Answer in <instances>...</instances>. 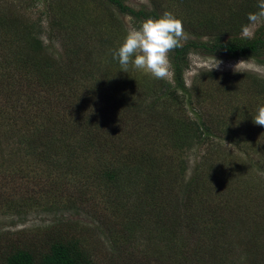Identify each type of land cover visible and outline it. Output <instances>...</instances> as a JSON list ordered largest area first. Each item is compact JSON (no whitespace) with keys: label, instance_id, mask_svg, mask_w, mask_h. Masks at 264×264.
Returning <instances> with one entry per match:
<instances>
[{"label":"rangeland","instance_id":"374dc122","mask_svg":"<svg viewBox=\"0 0 264 264\" xmlns=\"http://www.w3.org/2000/svg\"><path fill=\"white\" fill-rule=\"evenodd\" d=\"M154 1L159 13L172 11L182 19L187 18V7L180 0H124L135 9H152ZM239 1L242 0H228L231 6ZM79 2L0 0V25L8 24L11 19L16 22L15 26L11 25L12 29L0 26V110L7 111L5 116L9 117L0 116V164L9 165L8 169L5 167L8 172L0 173V245H10L16 239L24 242L38 239L42 245L55 234L81 233L88 240L84 243L94 253L92 257L97 264H126L123 257H116L114 261L108 259L109 247L104 242L101 229L95 228L94 223L101 217L107 226L128 236L135 231L126 230L133 216H137L143 206L151 204L150 199H156L158 205L166 203L178 209L190 208L193 214L201 211L200 217L205 218L202 226L206 232L212 230L213 222L209 220L211 215L225 218L228 224L237 221L236 228L239 231L228 230L230 232L226 238L232 242L235 259L238 261L240 257V261L246 264L245 257L250 254L240 255V252L248 249L246 239L254 236L255 240L264 245V126L256 125L253 119L258 107L264 106V96H249L246 92H240V88L225 91L224 82L218 74L238 72L241 77L237 75V82L244 80L245 73L257 75L264 80V64L257 60L208 56L200 52L189 54L184 83L190 89L194 83L198 86L205 100L203 117L211 124V134L203 136L202 141L195 138L189 147L175 142L181 140L182 131L177 128L187 127L190 125L188 120L197 117L187 104L178 106L170 99L174 108H171L169 119L159 113L153 116V112L148 111L134 114L131 111L135 106L124 109L122 106L111 107L106 100L104 102L103 94L108 92V86L104 85L103 89L97 87L92 90L91 108L104 106L111 109L104 114L101 112L102 121L105 122L101 130L107 133L105 136L94 137L93 145L86 148L69 134L65 141L58 140L52 150L56 149L52 163L47 164L46 160H42L45 155L33 154L32 146L27 150V144L20 143L19 135L24 130L33 135L36 131L41 133L43 127L53 128L49 125L56 118L63 119L60 121L62 124L75 125L76 118L67 104L72 91L68 92L70 98L66 94V98L59 99L58 105L52 102L55 107L46 116H34V109L22 108L24 101L18 92L29 90L25 84L27 78L24 74L27 73L22 70L28 71L31 80L32 74L34 77L38 75L34 74L33 68L17 69L19 64L15 58L20 49L17 46L24 39L20 36L34 22L40 27L41 33L38 32L36 36L40 35L43 42L42 53L59 62L64 61L68 55L61 41L52 36L53 28L57 27L53 23L54 17H59L64 8L73 10ZM216 5L218 3L213 1V8L215 6V9L221 11ZM87 6L79 41L87 46L86 57L102 65L111 58L113 50L118 49L124 39L121 26L124 31H129L138 28L141 22L122 14L116 6L105 0H93ZM197 7L202 9L198 5L191 6V9L198 10ZM263 25L264 17H260L255 23L251 22L242 35L253 37ZM184 30L185 39L191 37ZM208 38L202 37L204 40ZM75 39L78 40L77 37ZM82 58L86 60L84 56ZM215 59L221 63L218 68L211 70ZM114 61L118 59L113 57L109 61L111 69L116 63ZM43 65L49 66L44 61ZM134 69H129L130 73H136V77L128 87V96L136 101L147 100L150 95L143 87L150 88L149 84L155 78ZM210 72L217 75L210 77ZM166 80H173L172 66ZM42 84L47 85L40 81L32 84L33 95L41 100ZM42 93L46 98L43 90ZM176 111L181 117H175ZM97 123L100 129L103 124L101 121ZM59 128L57 124L53 131ZM50 135L51 132L48 133ZM151 161L153 165H149ZM124 165L122 173L120 171L116 178L103 175L106 168ZM151 172H154L152 178L157 174V196L146 193L149 192L146 191L149 189L146 174ZM193 176L196 177L195 181ZM112 195L115 196L113 203L109 202ZM48 203L54 209H49ZM139 226V233L134 237L129 236L127 242L131 246L140 244L148 256L153 257L152 264H188L185 259L179 260L174 255L173 249L166 245L167 242H161L159 230L149 239L150 233L143 230L142 222H139ZM193 259L190 264H220L217 246L211 249V258L208 257V260L205 256L201 257V254Z\"/></svg>","mask_w":264,"mask_h":264},{"label":"trees","instance_id":"16d2710c","mask_svg":"<svg viewBox=\"0 0 264 264\" xmlns=\"http://www.w3.org/2000/svg\"><path fill=\"white\" fill-rule=\"evenodd\" d=\"M79 1L80 5L77 3L73 10L64 8L59 13L58 9L59 17H54L53 23L57 27L53 28L52 36L54 38L57 37L61 41L64 52L68 55L64 61L59 62L52 58V56L48 57L42 53L44 51L43 42L40 35L36 36V34L41 33L40 27L34 24V22L25 28L24 33L20 36L24 38L22 44L17 46V48H20L15 58L19 64L17 69L31 68L32 70L33 68L35 69L34 74L38 75L34 77L32 74L33 80H31L28 71L22 70L23 73L25 71L27 73L24 74L27 78L25 84L29 87L27 91L18 92L20 97L23 98L24 102L21 106L24 110L32 108L35 111L34 116H46L54 109L55 105L53 103L58 105L59 99L62 97L66 98V94L69 97L68 92H73L71 98L69 97L70 102L67 104H69V108L72 110L74 118H76L74 126L68 123L62 124L60 121L63 119L60 118L59 120V118H56L49 125L53 126V128L43 127L41 133L36 131L34 135L24 130L19 135L20 143L27 144V150L32 146L33 154L45 155V157H42V160H46L47 164L52 163L54 158L53 153L56 152V149L52 150L58 140L65 141V137L68 138L69 134L74 136L80 144H84L87 148L88 145H93L94 137L105 136V133H107L101 130L105 127L101 112L104 114L105 111H111V109L104 106H98L95 109L91 108V103L93 102L92 90H96L97 87L103 89V85L104 87L108 86V92L105 91L102 98L103 101L106 100V102L110 103L111 107L122 106L125 109L135 106L131 111L134 114L138 111H148L153 112V116L155 113H159L163 114V117H166V119H169L171 108H174L169 102L170 99L177 103L178 106H185L187 104L191 111L196 113L197 117L192 121L188 120L190 125L187 127L177 128L182 133L181 140L175 142L189 147L190 142L195 138L202 141L201 138L203 136L211 134V124L203 117L204 111L202 108L205 100L200 95L201 91H199L196 83L193 84L191 89L184 83V71L189 66V54L200 52L208 56L244 57L255 59L259 63L264 64V25L256 31L253 37L242 35V32L251 23L248 20L249 13L259 11L257 7L259 0H242L232 6L228 0H213L218 3L216 6L220 7L221 11L215 9V6L213 8L212 0H180L187 7V18L183 19L184 29H186L191 37L185 39L182 47L175 49L170 54L173 80L171 82L155 79L149 84L150 88L143 87V89H148H144V91L150 95L147 100H133L128 96V87L131 86L132 81L136 77V73L129 72V69H134L131 65L126 73L122 71L119 61H114L116 63L114 64V68L111 69L109 61H112L113 55L102 65L93 63L89 57H86L88 56L86 51L87 46L79 41V37L80 30L83 28V17L87 15L86 11H88L87 4H91L93 0ZM105 1L116 6L122 14L130 15L136 22H142L150 17L158 18L162 15L157 10L156 1H154L152 9L146 7L135 9L127 5L124 0ZM193 5H198L202 9L198 7V10L191 9ZM110 14L112 13L110 12ZM9 21L11 22L8 24L1 23L0 26L12 29L11 25L15 26L16 22L12 19ZM121 30L126 35L127 30L124 31L123 26H121ZM204 36H208L209 38L204 40L202 39ZM81 53L84 55L81 56ZM83 56L86 60H83ZM43 61L47 62L49 66H44ZM208 75L211 77L217 74L210 72ZM218 75H221L220 79L224 82V85H222L225 91L240 88V92H246L249 96H264V80L257 75L245 73L244 80L241 82H237V75L241 77V74L238 72L221 73ZM81 77H83V80ZM36 81L47 84H42L40 87L42 100L35 94L33 95L32 84L34 85ZM146 82L150 81L147 80ZM42 90L46 98L43 96ZM186 95L187 100L185 99ZM34 99L37 101H34ZM6 112L0 110V113H3L0 116L7 117L5 116L8 114ZM175 117L178 118L181 115H178L176 111ZM97 121H101L103 124L100 129L98 128ZM148 123L150 124V120ZM57 124L60 125L59 130L53 131L57 128ZM49 132H51V137L48 136ZM149 165H153V162L151 161ZM5 167L8 169L9 165L0 164V173L8 172ZM123 168H125V165L106 168L103 171V175L111 179L116 178L120 174V171L122 173ZM153 173L146 174L148 178L147 185H149L147 187L149 189L146 188V191L149 192L146 193L157 196L158 188L155 182L157 174L152 178ZM193 177L192 179L194 180L196 177ZM149 179L152 181L149 182ZM154 188L156 189L154 190ZM117 191H119L118 188ZM114 197L112 195L109 202L113 203L115 201ZM150 200L152 203L143 206L137 212V216H133L131 225L127 229L125 228L128 232L132 231V229L135 230L134 233H129L128 236L120 234L111 226H107L104 219L100 216V219L97 220L98 222L94 223L95 225L91 223L92 226L94 225L95 228L102 231L104 242H107L109 247L107 249L110 250L108 259L114 261L116 257H123L126 264H144L148 262L152 264L153 257H149L140 244L138 246H131L127 242L129 236L134 237L135 234L139 233L138 231L141 229L139 222H142L143 230L146 233H150L148 234V236L150 235L149 239H152L159 230L161 242H167L166 245L168 248L173 249L174 255L179 260L185 259L188 264L192 263L193 258L198 254H201V257L205 256L208 260V257L211 258V249L215 246H217L220 264H244L240 261V257L238 261L235 259L233 255L234 248L231 245L232 242L226 238L230 232L228 230L239 231L236 228L237 221L234 224H228V220H225V218L220 219L217 216L211 215L209 220L213 222V226L210 228L212 230L206 232V228L202 226L204 225L205 218L200 217L201 211L193 214L190 212V208L183 207L182 209H178L175 206L170 207L166 203L158 205L156 199ZM109 202L106 203L110 204ZM49 203L47 204L48 208L54 209L49 207ZM53 205L58 208L55 204ZM147 215H149L148 218ZM219 224L220 226L217 227ZM238 224L244 225L242 222H238ZM74 234L66 232L55 234L42 245L38 242V239H33L29 242L18 241L16 239L10 242V245L4 247L0 245V264H97L92 257L94 253L84 243L88 240L82 237L81 233L80 235ZM262 244L255 240L254 236L246 239L248 249L240 252L241 256H244L246 253L250 254L245 257L246 264H264V245ZM195 259L199 260V258Z\"/></svg>","mask_w":264,"mask_h":264},{"label":"clouds","instance_id":"9594fccd","mask_svg":"<svg viewBox=\"0 0 264 264\" xmlns=\"http://www.w3.org/2000/svg\"><path fill=\"white\" fill-rule=\"evenodd\" d=\"M257 7L258 12L248 15L252 23L264 17V0H259ZM184 39L183 19L172 11H164L158 18H147L138 28L127 31L118 49L113 50V57L126 73L131 65L155 79L166 80L171 71L170 54L182 47ZM220 63L215 59L211 70L218 68ZM253 119L256 125L264 126V106L258 107Z\"/></svg>","mask_w":264,"mask_h":264}]
</instances>
